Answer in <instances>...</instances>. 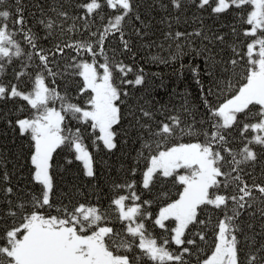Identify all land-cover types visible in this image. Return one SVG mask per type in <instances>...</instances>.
Masks as SVG:
<instances>
[{
	"label": "snow or ice",
	"instance_id": "6c2138e0",
	"mask_svg": "<svg viewBox=\"0 0 264 264\" xmlns=\"http://www.w3.org/2000/svg\"><path fill=\"white\" fill-rule=\"evenodd\" d=\"M191 5L235 20L228 34H165L177 49L200 39L193 51L212 82L192 68L198 104L125 113L145 75L129 79L118 57L151 30L136 0H0V103L12 105L0 119L26 148L15 161L0 154V264H264V0ZM120 137L140 145L123 178L103 197L99 185L71 184L54 203L56 157L91 182L86 141L111 154Z\"/></svg>",
	"mask_w": 264,
	"mask_h": 264
},
{
	"label": "trees",
	"instance_id": "16d2710c",
	"mask_svg": "<svg viewBox=\"0 0 264 264\" xmlns=\"http://www.w3.org/2000/svg\"><path fill=\"white\" fill-rule=\"evenodd\" d=\"M32 0H25L26 4H31ZM51 2V0H49ZM167 2V0H165ZM140 5V12L151 23V30L149 35L139 40L133 37V54L128 56H120L124 62L133 67V73H129L128 78L134 79L135 74L139 69H143L145 75V84L137 86L136 88H129L130 96L127 99V105L124 108L125 113L129 108L138 106L139 103L145 101H156L160 104H168L170 107L179 109L184 103L185 99L190 105L199 103L200 88L195 83L192 68H195L199 73V79L203 82L204 87L207 88L212 82V77L205 75V63L203 56H197L193 48H201V41L199 38L193 40L191 47L185 45V41L181 39L179 43L185 45L182 49H177L176 41L166 39L165 34L171 30L175 33L180 32H193L196 29L203 27L208 31H219L228 34L231 31V26L235 23L231 14L222 15L220 17H210L207 13H200L191 5V0H182L183 8L177 13L175 10L165 12L159 8L157 0H136ZM149 5H153L152 8ZM179 16L177 20L176 17ZM171 24V29H169ZM116 46V41L112 42L111 47ZM220 45H217L213 51L220 53L222 56H227V51L220 52ZM111 54V51L109 50ZM155 58V59H154ZM219 58V57H217ZM184 65V68H181ZM10 72V70H9ZM219 71L217 70V76ZM143 99H140V98ZM148 106V105H145ZM12 105H4L0 103V116ZM127 125V121H125ZM118 149L113 153L107 154L106 152H97L91 146V141H86L92 151L97 163V178L91 182L87 178L79 176L78 162L74 164L70 171H62L63 158L57 156L54 163L57 164L56 168V184L57 192L54 196V203L58 202L57 197L60 196L61 191H66L67 187L71 184L78 185L83 192L89 193L91 185H99L102 191L101 197L108 193L112 181L123 178V172L120 171L121 165L127 166L132 163V158L136 155V149L140 147L138 143H133V139H128L124 143V138H118ZM24 140L18 135H14L13 131L7 126L3 119H0V154H7L9 161H15L16 155L22 151H26L24 147ZM22 161H17V163ZM2 167V166H0ZM82 167V166H80ZM9 170L12 169V164H8ZM91 199L95 202L96 196L92 192ZM66 202V201H65ZM104 205L107 201L103 200ZM257 230H259V223L256 222Z\"/></svg>",
	"mask_w": 264,
	"mask_h": 264
}]
</instances>
